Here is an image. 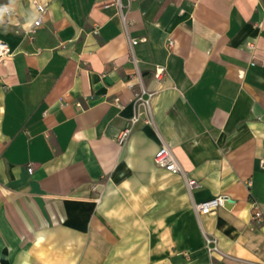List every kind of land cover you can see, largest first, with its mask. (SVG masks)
Segmentation results:
<instances>
[{"label": "crops", "instance_id": "1", "mask_svg": "<svg viewBox=\"0 0 264 264\" xmlns=\"http://www.w3.org/2000/svg\"><path fill=\"white\" fill-rule=\"evenodd\" d=\"M34 1L43 23L26 35ZM11 7L0 24L10 49L0 58V264H264V0ZM141 87L153 92L150 120L139 107L119 143ZM161 142L181 171L156 165ZM221 195L225 204L196 210Z\"/></svg>", "mask_w": 264, "mask_h": 264}, {"label": "built area", "instance_id": "2", "mask_svg": "<svg viewBox=\"0 0 264 264\" xmlns=\"http://www.w3.org/2000/svg\"><path fill=\"white\" fill-rule=\"evenodd\" d=\"M36 10H37V15L33 18V20L27 25V27L23 30V34H28V35H33L34 32L41 26L43 23V18L42 15L45 12V5L42 3H39L37 1H34ZM2 6V5H0ZM13 15H16L15 10L6 15L4 18V23L10 24L11 20L9 19ZM170 44L172 43L169 41ZM132 43H136V40H132ZM10 49H8V45L5 40L0 38V58L3 57L4 55L9 54ZM155 76H159L163 71L162 67H158L155 69ZM153 95L152 91H147L145 87H141L138 91L134 93V101H135V110L133 114L131 115V118L125 123V125L119 130V134L117 135L116 140L119 143H123L126 138L129 136L131 133V128L132 126L136 123V121L139 120L140 118V110L139 107H142L143 111L145 112V121L150 120V115L148 114V109L150 106V97ZM154 161L156 165L159 167H163L171 172H178L182 170L181 164L178 161L177 157L174 156L170 146L165 143L161 142V145L156 149L153 155ZM28 170H32V166L30 165L28 167ZM188 186H191L193 184V180H188L187 181ZM249 184V182H247ZM227 201V196L221 195V196H216V197H211L207 198L204 201H200L195 203V208L198 212L202 213H207L210 211H213L217 207L225 204ZM252 212L253 215L256 219H259L262 215V212L259 208V205L257 202L253 201V206H252ZM205 243H206V248L209 253H211L213 250H217V242L213 236H206L205 237Z\"/></svg>", "mask_w": 264, "mask_h": 264}, {"label": "clouds", "instance_id": "3", "mask_svg": "<svg viewBox=\"0 0 264 264\" xmlns=\"http://www.w3.org/2000/svg\"><path fill=\"white\" fill-rule=\"evenodd\" d=\"M15 3V0H9V5L0 6V24L4 23V18L6 15L10 14L13 11L11 5Z\"/></svg>", "mask_w": 264, "mask_h": 264}]
</instances>
